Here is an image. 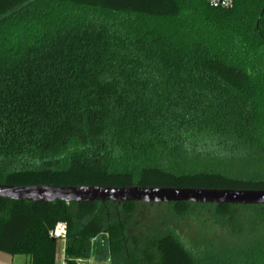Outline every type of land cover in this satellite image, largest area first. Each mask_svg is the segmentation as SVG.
<instances>
[{
    "label": "trees",
    "instance_id": "trees-1",
    "mask_svg": "<svg viewBox=\"0 0 264 264\" xmlns=\"http://www.w3.org/2000/svg\"><path fill=\"white\" fill-rule=\"evenodd\" d=\"M0 183L264 189V0H0ZM134 203L0 198V250L55 264L64 221L65 264L102 233L109 264H201L170 229L131 248ZM213 207L222 264H264V204Z\"/></svg>",
    "mask_w": 264,
    "mask_h": 264
},
{
    "label": "rangeland",
    "instance_id": "rangeland-1",
    "mask_svg": "<svg viewBox=\"0 0 264 264\" xmlns=\"http://www.w3.org/2000/svg\"><path fill=\"white\" fill-rule=\"evenodd\" d=\"M213 205V203H190L189 207L181 212L182 210L175 211L171 202H135L131 207L133 209L131 216L120 212L117 205L110 208V213L113 217L117 215L123 219L127 218L126 233L131 248L135 247L132 243L135 237L142 244L145 240L153 239L170 229L178 238L191 246L204 245L205 248L199 250V263L222 264L227 253L226 247H235L237 240L231 234L224 214L218 212ZM237 211L238 209L234 208L232 215H236ZM89 217L90 215L81 216V223L84 224ZM105 238L106 234L102 233L92 241V248L97 250L93 254L96 259L104 253ZM99 243L102 244L101 252ZM90 263L100 264L101 262L94 259Z\"/></svg>",
    "mask_w": 264,
    "mask_h": 264
},
{
    "label": "water",
    "instance_id": "water-1",
    "mask_svg": "<svg viewBox=\"0 0 264 264\" xmlns=\"http://www.w3.org/2000/svg\"><path fill=\"white\" fill-rule=\"evenodd\" d=\"M0 198L30 202H191L213 204H264V189H219L96 185L0 183Z\"/></svg>",
    "mask_w": 264,
    "mask_h": 264
},
{
    "label": "crops",
    "instance_id": "crops-1",
    "mask_svg": "<svg viewBox=\"0 0 264 264\" xmlns=\"http://www.w3.org/2000/svg\"><path fill=\"white\" fill-rule=\"evenodd\" d=\"M64 256H65V240L61 239L58 240L57 242L55 264H63ZM94 259L97 260L98 262H101L100 264H109V256L106 250H104V253L99 259L94 258L92 254L90 257L82 258L81 260L93 262ZM0 264H30V259L29 257L23 254H13L11 252L0 250Z\"/></svg>",
    "mask_w": 264,
    "mask_h": 264
},
{
    "label": "built area",
    "instance_id": "built-area-1",
    "mask_svg": "<svg viewBox=\"0 0 264 264\" xmlns=\"http://www.w3.org/2000/svg\"><path fill=\"white\" fill-rule=\"evenodd\" d=\"M235 0H207V3L210 7L220 8V9H229L234 5ZM67 231V224L64 221L57 222L54 227L50 230L49 234L52 237L57 238V240H65V235ZM77 264H91L89 261L77 260ZM65 264V261L63 262Z\"/></svg>",
    "mask_w": 264,
    "mask_h": 264
}]
</instances>
